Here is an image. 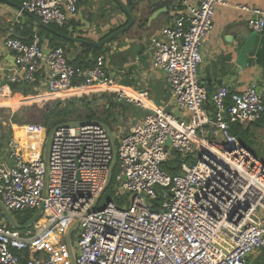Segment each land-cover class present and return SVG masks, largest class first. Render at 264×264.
<instances>
[{"label": "built area", "instance_id": "1", "mask_svg": "<svg viewBox=\"0 0 264 264\" xmlns=\"http://www.w3.org/2000/svg\"><path fill=\"white\" fill-rule=\"evenodd\" d=\"M80 2L21 0L20 10L46 26H63ZM223 5L225 0H180L185 11L148 46L151 67L163 73L170 89V110L156 106L146 91L122 86L104 54L91 67H79L61 47L45 51L37 34L29 43L4 39L14 67L0 84V100L21 95L22 88L49 94L47 102L105 93L145 114L114 136L111 181L120 201L101 208L113 159L104 126H56L46 160L25 158L20 143L8 140L7 160L0 161V201L10 214L41 211L26 234L0 215V264H66L64 255L70 264L60 243L76 222L74 264H249L264 249V163L231 133L233 125L263 117L261 95L254 85L234 94L222 86L209 95L198 80L200 49ZM252 12L247 26L263 33L264 10ZM175 157L171 168L177 172L163 169Z\"/></svg>", "mask_w": 264, "mask_h": 264}, {"label": "crops", "instance_id": "2", "mask_svg": "<svg viewBox=\"0 0 264 264\" xmlns=\"http://www.w3.org/2000/svg\"><path fill=\"white\" fill-rule=\"evenodd\" d=\"M118 1L133 15L134 23L128 31L105 46L110 55L108 71L122 86L134 91H146L156 106L170 110V89L163 73L151 67L148 46L152 40L161 37L163 29L171 25L178 12L184 8L180 6V0ZM188 2L199 4L200 0ZM20 3L21 0H0V84L5 73L14 67L12 53L3 47V41L7 37H16L29 43L31 36L37 34L45 51L61 47L70 63L77 66L90 61L91 54L85 53L88 46L66 40L64 36L98 43L111 31L120 30L129 23V18L115 0H81L75 16L68 19L63 26L44 25L37 16L21 12ZM240 7H247L248 10H241ZM255 9L264 10V0H225V5L216 9L213 29L200 49L201 63L198 69V80L209 95L222 86L234 94L254 85L264 105V32L254 36L253 52L248 54L246 67L241 70L238 67L239 50L244 44L238 34L255 33L247 26ZM160 10L162 12L153 17ZM11 28L13 32H10ZM21 95L12 98L22 105L43 103L52 99L47 94L26 97ZM19 104L5 102L0 108H11ZM206 106L212 109L210 100L206 102ZM14 127L18 126L11 122V117L0 118L1 162L7 160L8 140L15 139ZM242 128L248 132L250 141L245 144L249 149L242 142H238L264 163V115L260 120ZM38 149L39 145L35 142L22 153L27 159L43 158V150L40 156L39 153H33Z\"/></svg>", "mask_w": 264, "mask_h": 264}, {"label": "rangeland", "instance_id": "3", "mask_svg": "<svg viewBox=\"0 0 264 264\" xmlns=\"http://www.w3.org/2000/svg\"><path fill=\"white\" fill-rule=\"evenodd\" d=\"M93 59H94L93 56L90 55V60L93 61ZM98 95L99 94H95L96 97ZM48 103L50 102L44 101L43 103H32L28 105L19 104L11 108H0L1 119L11 117V119L12 118L15 119L16 123H18V124H14L18 127H14L13 131L14 134L17 135V136L14 135L15 139H17L21 145V151H26L29 145L37 141V144L39 145V150L36 151V153H39V156L42 150L44 153V146L47 139V135L55 127V126L53 128L51 127V125L53 124L51 120H49L46 123V119L43 118V116L45 115L44 112H46L45 105H47ZM97 103L98 104L91 102L90 106H92L91 109L92 111H95L96 116L101 118L103 117V112L105 109L104 102L102 100H99ZM122 105L124 106V109ZM70 111H71L70 116L64 120L66 122L85 121L84 115L85 113H88V111L82 108V104L80 102H74V104L70 105ZM114 114H115L114 121L116 122L114 123L113 126L111 125L112 126L111 128L114 136L118 137V135L120 134H125L126 130H128L132 122H134V120L140 119L145 113L139 107L137 108L135 106H130L127 104H117V108L115 109ZM118 199H119L118 191L115 189V184L112 180L109 188L106 189L103 195L101 196L98 208L103 207L108 200L119 202L120 200ZM26 213L28 212L19 213V214L21 215V218H24L26 216L24 214ZM14 214L15 213H11V215ZM32 230L33 229L30 228L31 232ZM23 233H25V230L23 231ZM78 233H79V229H75L71 236L73 249H76ZM60 244L61 246L65 245L64 240ZM261 255H264L263 250L255 251L248 260L249 264H254V262ZM64 259L66 260V264L69 263L67 255H64Z\"/></svg>", "mask_w": 264, "mask_h": 264}, {"label": "trees", "instance_id": "4", "mask_svg": "<svg viewBox=\"0 0 264 264\" xmlns=\"http://www.w3.org/2000/svg\"><path fill=\"white\" fill-rule=\"evenodd\" d=\"M119 30V29H117ZM115 30V31H117ZM115 31H111L109 34H112ZM108 34V35H109ZM108 35H106L104 38H106ZM102 39V40H103ZM109 53L108 49L103 48H93L88 46L86 48V55L91 54L93 56V61L90 60L89 62L83 64H78L77 66L79 67H91L93 65L94 60L96 59V57L102 53ZM14 92H17L18 89L14 88L13 90ZM22 96H28V95H36V93L32 92L30 89L28 88H22L21 91ZM107 95V96H106ZM99 100H102L104 102V112H103V117L99 118L96 116L95 111H92L91 107V102L98 104L97 102ZM50 103H48L47 105H45V111L44 112V116L43 118L46 119V123L51 120L53 122V124L51 125V127L53 128L56 125L62 124L66 121H64L66 118H68L70 116V105L74 104V102H80L82 104V108L85 109L86 111H88V113H85V121L90 122V121H99L102 122L106 125H108L110 127V129L112 130V126L114 125V123L116 121H114L115 119V114L114 111L117 108V104H125V103H117L115 101H113L111 99V96L105 93H101L99 94L97 97L94 96H82V97H74V98H70L67 100H53V101H48ZM129 105V104H127ZM123 106V105H122ZM124 109V106H123ZM109 121V122H108ZM11 122L13 124H18L16 123L15 119H11ZM48 125V124H46ZM112 125V126H111ZM242 125H238L235 124L232 126L231 128V133L237 137L238 141L242 142L246 148L249 149V147H247V145L245 144L246 142H249V137H248V132L243 130ZM249 140V141H248ZM37 144V141H36ZM39 150V149H38ZM35 150L33 151V153H36ZM177 163V157H175L174 159L171 158L170 161L165 162L162 166L163 169L165 170H169L171 173H176L177 170L174 168H171L174 164L176 165ZM24 218H21V215L19 213H15L14 215H12V217L14 218L15 222L19 225V226H24L34 215V212H28L26 214ZM2 217V216H1ZM18 219V220H17ZM8 226V225H7ZM23 232V231H22ZM31 232L30 228L25 230V234ZM264 252V249H262ZM254 264H264V255H261L260 257H258V259L254 262Z\"/></svg>", "mask_w": 264, "mask_h": 264}, {"label": "water", "instance_id": "5", "mask_svg": "<svg viewBox=\"0 0 264 264\" xmlns=\"http://www.w3.org/2000/svg\"><path fill=\"white\" fill-rule=\"evenodd\" d=\"M115 1L120 6L122 11L126 14V16L129 18V23L124 28H122V29H120V30L108 35L106 38H104L103 40H101L98 43L78 40V39H75V38H72V37H67V36H64L63 38L66 39V40H70L72 42L79 43V44L85 45V46H90V47H93V48H103L107 44H109L110 42L114 41L120 34H123L124 32L128 31L129 28L134 23L133 15L118 0H115ZM161 12H162L161 10L157 11V13H155V15H153V17H155L157 14H159ZM153 17H151V19ZM247 32H249V31L247 30ZM231 36L233 37V34ZM238 36H239V38L241 40L244 41L243 46L239 50V58H238V67L241 70V69L245 68L246 65H247L248 54L253 52L254 36H256V33L249 32L248 35L239 33ZM104 57H105V62H106V64H105L106 68L110 69V55H109V53H107V52L104 53ZM13 63H14V58H13ZM257 92L259 93L258 89H257ZM88 123L100 124V125L105 127V129H106V131H107V133H108V135L110 137L112 153H113L112 163L110 165L109 172H108V175H107V178H106V183H105L104 190L102 191V193L99 196V198H100L101 195L104 193V191L109 188L110 182H111V177H112L113 171H114L115 166H116V144H115V139H114V135H113L112 130L110 129V127L108 125H106V124H104L102 122H99V121H90V122H87V121H70V122H65V123L59 124L57 126H60V125L83 126V125L88 124ZM54 128H56V126ZM54 128L47 135V139H46L45 146H44V156H43L44 160L47 159L49 141H50L51 135H52V133L54 131ZM239 144L241 146H243L241 143H239ZM93 209L94 208H92V210L90 212H93ZM40 211L41 210L38 209L34 213L33 217L24 226H19L15 222L14 218L12 217V215L9 212L6 211V209L4 208V206L2 205V203L0 201V215L2 216L4 221L7 224H9V226L12 229H14V230L24 231V230L29 229L30 227H32V225L38 219V216L40 215ZM77 227H78V222L74 223L70 227V229L67 231V234H66V237H65V244H66V248H67V251H68L69 258H70V264H74V255H73V251H72L71 236H72L73 231L75 229H77Z\"/></svg>", "mask_w": 264, "mask_h": 264}, {"label": "bare ground", "instance_id": "6", "mask_svg": "<svg viewBox=\"0 0 264 264\" xmlns=\"http://www.w3.org/2000/svg\"><path fill=\"white\" fill-rule=\"evenodd\" d=\"M47 95L53 99L52 96H50L49 94H47ZM5 102H7L8 104H19V101L15 100L14 98H10V99L4 98V99L0 100V105H2Z\"/></svg>", "mask_w": 264, "mask_h": 264}]
</instances>
